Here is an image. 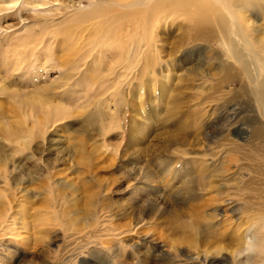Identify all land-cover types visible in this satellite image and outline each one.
Here are the masks:
<instances>
[{
    "label": "rangeland",
    "instance_id": "rangeland-1",
    "mask_svg": "<svg viewBox=\"0 0 264 264\" xmlns=\"http://www.w3.org/2000/svg\"><path fill=\"white\" fill-rule=\"evenodd\" d=\"M92 2L116 5L0 0V51L27 34H49L33 55L0 59V87L13 93L0 95V155L13 160L12 174L23 169L18 179H0V264H188L184 254L205 253L220 261L214 264H253V251L232 253L230 243L264 230V136L252 134L250 103L226 95L239 85L214 81L208 49L202 69L191 71L199 62L184 55L196 46L192 33L159 21L153 68L141 60L114 89L95 97L93 88L66 121L41 134L33 127L42 116L29 112L33 97L79 78L71 70L76 49L62 37L94 31L98 19L66 21ZM4 127L18 141L31 131L22 153L11 152L20 146L2 139ZM150 244L161 251L152 255Z\"/></svg>",
    "mask_w": 264,
    "mask_h": 264
},
{
    "label": "bare ground",
    "instance_id": "bare-ground-1",
    "mask_svg": "<svg viewBox=\"0 0 264 264\" xmlns=\"http://www.w3.org/2000/svg\"><path fill=\"white\" fill-rule=\"evenodd\" d=\"M115 1V6H101L97 2H92L93 7L91 9L87 11L78 10L72 18L66 20L73 23V21L87 22L89 19H98L100 22L90 34H79L74 38L65 34L62 37V41L71 40L67 43L76 49L71 70L78 69L79 78L72 77L70 80H65V82L61 81L62 83L57 87L58 91L52 96L36 94L33 97L29 112L42 114L41 118H36L33 124V127L38 130V134L43 133L42 131L48 129V126L60 120L66 121L70 117L71 111L78 107L82 99L88 98L93 88L96 89L93 96L95 94L100 95L105 90H110L112 85V89H114L117 82H121L122 77L126 76L131 69L137 67L141 60H144V70L153 68L155 66L154 59L152 56L149 57V54L156 49L153 35L157 30V23L161 20H168L179 32H181L180 29H183L188 33H192L191 36L196 46L193 50L189 49V52H185L184 55L190 57L191 54L195 57L194 60L199 62H195L197 66L193 65L192 69L190 68L191 71L202 69L200 67L205 59L203 54L208 49L212 54L209 58L211 59L209 60V69H212L213 75H215L214 81H216V84L239 85L236 89L229 90L226 95L229 96L233 93L230 96L231 101L241 99L250 103L251 116L254 119L256 118L252 134L255 137L264 136V0ZM136 5L139 6L136 7ZM118 19L119 21L122 19V22L115 24ZM259 20H262V23L257 24ZM46 35L49 34L30 33L25 37L10 40L12 43L8 45L11 48L9 51L7 48L0 51V59L13 62L15 59H21L20 55H23L26 51L27 54L33 55L39 49V45L47 41L43 38ZM181 35L183 34L181 33ZM69 45H62V49L70 48ZM206 45H209L210 48H206ZM70 58L71 55L66 57L68 60ZM33 60L31 61L33 62ZM156 61L160 64L158 58H156ZM95 62H97V66L104 67L101 73L91 69L92 64ZM171 62L173 66L180 67L177 57H173ZM15 67L17 66L15 65ZM200 71H202L201 77L207 75L203 70ZM188 73L186 72L184 76H189ZM180 75L176 74L174 77L179 79ZM4 78L8 79L5 76ZM176 83L175 86H177ZM8 92L12 96L13 93L10 92L8 87H5V85L0 87V95H8ZM114 92L106 94V97L113 96ZM237 103L239 102L237 101ZM17 110L21 111V109ZM229 110L235 112L236 109L230 106ZM13 134V129L4 127L2 139L12 142L15 140ZM24 135L23 140H15L16 145L19 144L20 147L17 146V149L11 148V152L19 153L21 150L18 148L23 149V147L29 146L32 138L31 131ZM10 159L2 154L0 155V179L6 183L13 178L18 179L23 173V169L20 168L18 172L13 171L12 174V170L8 168ZM22 208L24 207L22 206ZM137 225V223L133 224L132 229L134 231L138 229ZM258 234L259 236L256 235L252 239L250 238L248 242L242 238L238 241L232 239L230 244L235 246L232 253L237 254L242 250H251L254 253L250 255L252 263L264 264V230H261ZM154 235L156 236V234ZM148 236L149 234L142 237L143 245L150 243ZM148 247H150L152 255L161 251L159 247L151 244ZM220 250H222L221 246L218 248V251ZM183 256L186 261L191 262L188 264H214L220 262L216 258L207 259L206 253L204 257L196 255L193 258L186 254Z\"/></svg>",
    "mask_w": 264,
    "mask_h": 264
}]
</instances>
